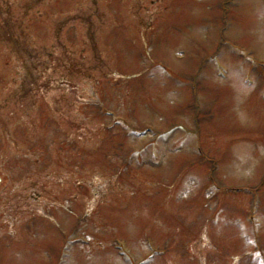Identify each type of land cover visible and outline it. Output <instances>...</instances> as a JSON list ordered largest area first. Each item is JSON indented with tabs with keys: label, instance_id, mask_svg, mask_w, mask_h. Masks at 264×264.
Listing matches in <instances>:
<instances>
[{
	"label": "rangeland",
	"instance_id": "1",
	"mask_svg": "<svg viewBox=\"0 0 264 264\" xmlns=\"http://www.w3.org/2000/svg\"><path fill=\"white\" fill-rule=\"evenodd\" d=\"M0 264H264V0H0Z\"/></svg>",
	"mask_w": 264,
	"mask_h": 264
}]
</instances>
